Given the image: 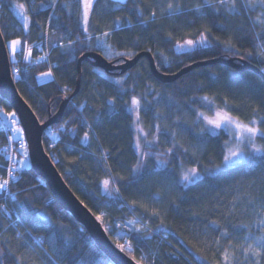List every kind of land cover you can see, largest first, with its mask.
Here are the masks:
<instances>
[{"label": "trees", "instance_id": "trees-1", "mask_svg": "<svg viewBox=\"0 0 264 264\" xmlns=\"http://www.w3.org/2000/svg\"><path fill=\"white\" fill-rule=\"evenodd\" d=\"M246 2L217 11L216 0H208L212 7L196 11L204 0H93L85 31L80 0H0L6 45L20 39L30 47V60L19 50L11 61L8 51L20 96L40 123L69 99L60 120L42 135L45 152L76 197L100 217L110 241L139 264H239L233 257L238 241L264 233L253 228L252 211L264 209V137H257L259 156L224 166L229 134L200 116L213 109L243 124L255 121L264 132V80L253 71L216 63L166 83L152 74L146 57L123 74L83 60L79 77L78 59L86 52L102 54L97 38L107 32L106 42L118 54L102 55L115 64L148 51L164 73L218 57L249 61L264 73L259 52L264 25L255 23L257 5L247 9ZM168 3L179 11L169 15ZM15 7L24 12L27 27ZM201 35L206 45L175 51L178 42ZM46 70L51 79L38 82ZM133 98L146 132L139 148ZM2 107L11 110L0 98ZM4 164L0 156L1 176ZM192 169L199 175L195 180ZM184 171L193 180L186 185ZM163 180L176 188L167 204L154 195ZM10 191L9 200L0 196V264H18L17 258L19 264H113L36 181L31 167L22 169ZM226 254H232L229 263H223Z\"/></svg>", "mask_w": 264, "mask_h": 264}, {"label": "water", "instance_id": "water-1", "mask_svg": "<svg viewBox=\"0 0 264 264\" xmlns=\"http://www.w3.org/2000/svg\"><path fill=\"white\" fill-rule=\"evenodd\" d=\"M111 3H118L117 0H109ZM146 57L152 74L161 82H173L188 71L207 64H224L236 70H250L258 74L264 80V73L256 65L249 61L235 58H214L207 61L195 62L187 65L175 73H164L156 68L153 56L148 51H140L132 58L126 59L123 63L115 64L109 61L99 52H86L78 59V72L80 77V62L83 60L104 71L118 70L125 73L133 67L140 58ZM0 98L9 104L15 112L18 121L23 129L24 139L26 141L27 153L30 159V167L34 173L41 176L46 181L51 195L58 205L68 212L79 224L83 226L88 235L91 237L96 247L113 263V264H139L131 257L127 256L117 248L109 239L102 224L96 216L76 197L73 191L63 180L62 176L56 169L54 163L45 152L42 145V135L44 131L52 124L58 122L62 116L63 109L69 99L64 100L59 110L46 121L40 123L18 93L10 68L9 54L6 43L0 32Z\"/></svg>", "mask_w": 264, "mask_h": 264}, {"label": "rangeland", "instance_id": "rangeland-1", "mask_svg": "<svg viewBox=\"0 0 264 264\" xmlns=\"http://www.w3.org/2000/svg\"><path fill=\"white\" fill-rule=\"evenodd\" d=\"M254 3L257 5L258 13L260 15V17L263 19L264 18V7L260 6L258 3V0H255ZM15 13L17 14V16L19 17V19L22 21V23L25 26V22L27 21V18L24 14V12H22V10H20L18 7H15ZM80 10H81V15H82V21L84 22L83 19V12H84V4H83V0H80ZM205 38L207 40V38L204 35H201L199 38L196 39H187V40H192L193 41V46L192 47H183V48H178L177 45H184L185 41L183 42H178L174 49L177 52H181V51H185V50H191L195 47L198 46H203L206 44H200L198 43V41H200L201 39ZM98 39V43L101 47V42L103 43L104 47H101L103 49L102 54L104 56H108L111 57L112 55H116L118 54V52L113 51L109 44L106 42L105 39V35H102L100 37L97 38ZM12 41H19L18 44L15 45V51H13V46H12ZM7 48L10 54V60L11 61H15L16 60V52L19 50H23V59L24 60H30L31 58V52H30V47L27 44L22 45L21 40L20 39H13L7 42ZM47 73H51L50 70H46L40 74L37 75V81L38 82H45L47 80L51 79V75H47ZM116 81H119V79H116ZM132 115H133V125H134V130L136 133V147L137 145H139L140 147V143L143 142L146 138V132L144 131L142 125L140 124V121L138 120V116H137V107H133L131 104V108H130ZM200 116L201 118L206 122L208 120H216L218 119V114L219 117H226L228 120L231 121V123H222L221 125V129H224L228 134H229V138L228 141L225 144V155L228 154L229 149L233 150V151H241L244 156L245 159L241 160L239 163H242L243 161L249 159V158H253V157H257L260 154H253L252 153V147L253 144L257 147L260 148L258 141H257V137L260 135H257L254 139H251L249 137V134L246 133L244 131V126L247 127H255L258 129L257 126V122H255L254 124H243L240 121L227 116L226 114H224L223 112L217 111V110H213L211 109L210 112L208 113H203L200 112ZM0 116L2 117V119L4 120V122L11 128V134L13 136V138L15 140H19L21 146L19 149V156H18V160H19V165L21 167V169H27L30 167V159L27 153V146H26V141L24 139V133H23V129L18 121V118L15 114V112L13 110H6L4 107H2L0 109ZM199 116V115H198ZM19 130V131H17ZM259 131V129H258ZM260 132V131H259ZM240 136L241 139L237 140V136ZM138 148V147H137ZM238 163V164H239ZM225 166V165H224ZM185 175H189L191 176L189 173H186L185 171L182 173V179ZM199 176V175H198ZM198 176H193V180L197 179ZM184 180V179H183ZM191 180V179H190ZM190 180H184L183 184L186 185L189 183ZM191 180V182L193 181ZM154 187V186H153ZM154 195L156 198H159L160 196L163 198L164 202L163 204H167L168 202H170V200H172L176 195V188L174 186V183H172V181H162V184L159 186H155L154 189ZM159 201V200H158ZM252 211L255 214V219L256 222H254L253 224V228L254 229H264V224H262L261 222L264 221V209L260 206L258 207H254L252 209ZM153 215V214H152ZM143 226H145L144 222H142ZM141 227H143L142 225H140ZM119 234L116 233L114 235V238L116 240L119 239ZM264 238V233L263 234H257V232L255 233H251V234H247L245 238L241 239L240 241H238V243L236 244L235 248H234V259L236 263L239 264H256V261L259 260V262H263L264 263V249L260 250V256H252L251 254L249 255H245L244 249L248 247L249 244H252L255 247V241L257 239H261ZM227 256V260L224 258L223 259V263H229V259L230 257H232V254L230 256H228L227 254L225 255Z\"/></svg>", "mask_w": 264, "mask_h": 264}, {"label": "snow or ice", "instance_id": "snow-or-ice-1", "mask_svg": "<svg viewBox=\"0 0 264 264\" xmlns=\"http://www.w3.org/2000/svg\"><path fill=\"white\" fill-rule=\"evenodd\" d=\"M117 2L118 3H124L125 0H117ZM216 3L219 5V7H217V9H216L217 11H219L220 8H222V7H226V8L231 9V10H235L237 7V0H216ZM258 3L260 6L264 7V0H258ZM83 4H84L83 19H84V24H85V31H87L88 14H89V11L93 7V0H83ZM23 7L24 6L21 4L20 8L23 9ZM200 7H212V5L208 3V0H204V4L202 6H198L196 11H200ZM243 7L247 8V9H254L256 7V4L252 3V0H247V2L243 4ZM166 11L168 12L169 15H172L175 12L179 11V6L178 5L174 6L172 3H168ZM155 15H156V13L153 12L152 17L154 18ZM145 23H147V21H145ZM255 23L264 25V19H262L260 16H257L255 19ZM25 27H27V24H25ZM104 35L108 36L109 33L105 32ZM257 38H259V36ZM11 43L13 46V51H15V45L18 44L19 41H12ZM198 43L203 45V44L207 43V40L202 37V39L200 41H198ZM185 46L192 47L193 41L187 40V41H185L184 45H180V44L177 45L178 48H183ZM230 46L231 45H229V47ZM101 47H104L102 42H101ZM259 52L261 55H264V47H261L259 49ZM120 55H123V54H120ZM249 55H251V53H249ZM47 75L50 76L51 73H47ZM117 83H119V81H117ZM205 99H207V97H205ZM113 102L114 101H112L110 103H113ZM131 104L135 108L139 105V101L137 99L133 98L131 101ZM207 123L212 125L215 128H220L222 123H231V121L228 120L226 117H219V114H218V119L208 120ZM252 123L254 124L255 121H253ZM17 131H19V130H17ZM244 131L249 134V137L251 139H254L257 135L264 137V132H259L258 129L255 127L244 126ZM83 139L85 141L88 139L87 133L85 134ZM240 139H241V137L238 135L237 140H240ZM137 147L139 148V145H137ZM252 153L253 154H261V149L257 148L253 144ZM243 159H245V156L241 151H233V150L229 149L228 154H226L224 156L223 163L225 166H231V165L238 164ZM191 172H192V176H195L196 170L192 169ZM9 175H11V173H9ZM191 178L192 177L189 175H185L183 177V179L186 181L190 180ZM8 183H9L8 180H4L3 183H0V192L7 190ZM108 183H109V181H107V180L104 181L105 188H107ZM13 199H15V197H13ZM97 219L99 220L100 217L98 216ZM261 223L264 224V221H262ZM262 249H264V238L257 239L255 241V247L252 244H249L248 247L244 249V252H245V255L251 254L252 256L258 257V256H260V250H262ZM17 259H18V264H19L20 258H17ZM225 259L227 260V256H225ZM256 264H260L259 260L256 261Z\"/></svg>", "mask_w": 264, "mask_h": 264}, {"label": "built area", "instance_id": "built-area-1", "mask_svg": "<svg viewBox=\"0 0 264 264\" xmlns=\"http://www.w3.org/2000/svg\"><path fill=\"white\" fill-rule=\"evenodd\" d=\"M36 63V62H35ZM15 75L18 73V70H14ZM20 147V143H16L11 134L9 127L3 121L0 116V156L5 159V170L4 175H0V183H3L4 180H8L9 183L7 185V190L0 192V196L4 199H10L12 194L10 191L11 184L19 178L21 174V167L19 165L18 157H17V148ZM11 173V175H9ZM36 181L40 185H45V180L36 176Z\"/></svg>", "mask_w": 264, "mask_h": 264}, {"label": "bare ground", "instance_id": "bare-ground-1", "mask_svg": "<svg viewBox=\"0 0 264 264\" xmlns=\"http://www.w3.org/2000/svg\"><path fill=\"white\" fill-rule=\"evenodd\" d=\"M46 185V184H45Z\"/></svg>", "mask_w": 264, "mask_h": 264}]
</instances>
